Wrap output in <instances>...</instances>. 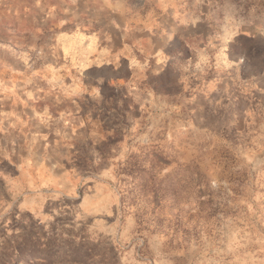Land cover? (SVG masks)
Instances as JSON below:
<instances>
[{"label": "rangeland", "instance_id": "1", "mask_svg": "<svg viewBox=\"0 0 264 264\" xmlns=\"http://www.w3.org/2000/svg\"><path fill=\"white\" fill-rule=\"evenodd\" d=\"M0 264H264V0H0Z\"/></svg>", "mask_w": 264, "mask_h": 264}, {"label": "crops", "instance_id": "2", "mask_svg": "<svg viewBox=\"0 0 264 264\" xmlns=\"http://www.w3.org/2000/svg\"><path fill=\"white\" fill-rule=\"evenodd\" d=\"M46 139L47 137H37V140L42 147L46 146ZM39 149H41V147L37 149L36 154H34V152L32 154V150L28 149V161L24 163L22 168L23 171L27 173V177L30 178V181L27 184L28 191L25 195V198L28 199L25 203V209L29 212H37L39 210V202L42 200L41 197H44L42 196L44 193H47V196L45 195L46 199H48L49 195L54 197L58 192L61 193L59 169L55 166L53 161H49V159H44L43 157L39 158ZM34 155H36V159L34 158ZM58 187L60 190H58ZM46 201L49 202L48 200Z\"/></svg>", "mask_w": 264, "mask_h": 264}]
</instances>
